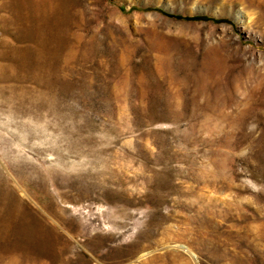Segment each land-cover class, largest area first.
<instances>
[{
  "label": "rangeland",
  "instance_id": "rangeland-1",
  "mask_svg": "<svg viewBox=\"0 0 264 264\" xmlns=\"http://www.w3.org/2000/svg\"><path fill=\"white\" fill-rule=\"evenodd\" d=\"M0 264H264V0H0Z\"/></svg>",
  "mask_w": 264,
  "mask_h": 264
},
{
  "label": "bare ground",
  "instance_id": "bare-ground-1",
  "mask_svg": "<svg viewBox=\"0 0 264 264\" xmlns=\"http://www.w3.org/2000/svg\"><path fill=\"white\" fill-rule=\"evenodd\" d=\"M26 3V5H28V3L27 2H25ZM29 6V5H28ZM30 7V6H29ZM29 7H27V10L29 11Z\"/></svg>",
  "mask_w": 264,
  "mask_h": 264
}]
</instances>
